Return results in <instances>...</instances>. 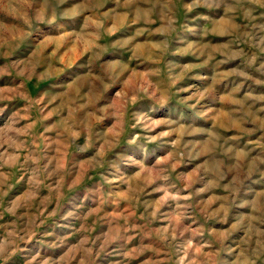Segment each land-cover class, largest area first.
<instances>
[{
	"label": "rangeland",
	"instance_id": "rangeland-1",
	"mask_svg": "<svg viewBox=\"0 0 264 264\" xmlns=\"http://www.w3.org/2000/svg\"><path fill=\"white\" fill-rule=\"evenodd\" d=\"M0 264H264V0H0Z\"/></svg>",
	"mask_w": 264,
	"mask_h": 264
}]
</instances>
